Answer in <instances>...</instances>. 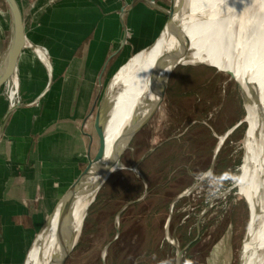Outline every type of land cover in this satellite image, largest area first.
Returning <instances> with one entry per match:
<instances>
[{
  "label": "rangeland",
  "instance_id": "obj_1",
  "mask_svg": "<svg viewBox=\"0 0 264 264\" xmlns=\"http://www.w3.org/2000/svg\"><path fill=\"white\" fill-rule=\"evenodd\" d=\"M165 1L170 7V0ZM184 1H181L180 8ZM56 2L57 0H49L48 5L39 9L35 8L36 1L25 3V12L33 17L29 21L30 30L42 26V21L35 17ZM252 5L253 2L249 7ZM167 18L168 16L158 24L159 27L163 26ZM190 25L184 29L187 30ZM166 29L164 27L161 30L159 37ZM9 39V7L5 0H0V66L7 53ZM201 42L202 40L197 38L179 59L187 62L205 61L218 68L207 64L178 65L170 77L165 99L148 124L140 129L130 143H128L130 134L124 133L121 152L128 147L119 157V168L100 187L88 209L79 242L65 264H108L109 260L116 258L120 252L121 255L132 253L139 241L134 238L141 235L158 234L159 237L166 236L168 241L173 237L187 241L193 237L197 225L202 232L201 240L191 249L190 252L196 257L188 264L239 263L252 203L244 194L246 190L239 193L237 186L233 189L230 187L251 165H243L245 139L248 142L250 138H245L249 129V119L246 116L260 105L264 95L260 94L256 83L248 84L245 79L238 76L248 86L247 88L242 80L248 99L246 105L245 94L238 81L221 68L228 67L236 71L244 67L246 70L255 67L254 73L260 78L264 75V60L254 61L251 58L247 60L242 56L232 66L226 58L227 44L202 45ZM151 45L137 53V57ZM37 48L43 51L49 61L51 60L47 48L29 43V49H33L37 59L45 64ZM134 54L127 55L122 62L112 63L106 72L99 95V85L98 83L94 85L92 98L85 110L87 114L98 96L87 126L89 127L87 131L94 135L92 155L99 146L98 136L93 130L96 111L101 110L104 122L110 109L107 120H112L116 112L117 94L114 91L111 93L114 94V98L106 99L104 93L117 70ZM165 58V62L169 60L168 57ZM134 63L140 65L141 59H135ZM132 70V66L126 65L120 72L123 76ZM164 74L165 72L161 71L156 80L161 79ZM119 78L120 76L117 77ZM54 87L60 91L63 85L55 84ZM91 88L92 82L83 84L80 105L87 102ZM13 91L16 92L14 104L10 99ZM133 93L135 94V91H132V95ZM1 94L2 99L7 102L9 113L22 106L41 105L44 115L51 108L50 100L41 102L37 98L31 99L25 96L21 85L16 88L13 82L6 85ZM62 102L55 101L56 117L61 113L60 107L62 109L64 105ZM247 106L251 109L249 110ZM260 113L263 119L264 103L261 105ZM260 122L264 140V122L261 120ZM77 123L79 126L81 118ZM223 136L225 137L222 140ZM219 144L221 147L217 151ZM250 193L259 198L262 207L264 179L251 184ZM15 215V219L18 218L16 212ZM188 229L191 231L189 237ZM36 232L37 229L23 230L21 243L13 239L17 243L15 250L19 249L23 255L19 264H25ZM259 234L264 238L262 218L259 221ZM115 236L119 238L109 246L108 242ZM219 240L222 257L215 260L213 254V259H210L209 252ZM176 252L177 250L174 253L169 249L171 258H165L164 254H160V263L162 264L164 260L168 263L174 262Z\"/></svg>",
  "mask_w": 264,
  "mask_h": 264
},
{
  "label": "crops",
  "instance_id": "obj_2",
  "mask_svg": "<svg viewBox=\"0 0 264 264\" xmlns=\"http://www.w3.org/2000/svg\"><path fill=\"white\" fill-rule=\"evenodd\" d=\"M17 1L28 39L17 64L20 85L25 96L41 102L50 100L51 113L42 115L41 105L22 106L9 113L7 102L0 96V264H19L23 255L19 249L15 250V241L21 243L25 229H37L36 238L60 199L85 170L89 157L95 155H92L94 135L87 131V126L98 96L85 113L94 85L98 83L99 95L112 63L122 62L127 55L135 53L117 70L108 86L104 97L114 98L111 93L117 94L132 72L122 76L120 71L126 65L132 69L140 66L134 63L135 59L142 61L168 30L169 18L163 26L158 24L168 16L165 9L170 8L165 0H156L157 6L152 5L151 0H57L35 17L42 21V26L30 30L29 21L33 17L25 12V3L36 1L35 8L39 9L48 5L49 0ZM181 1H178L179 12L185 2L180 8ZM122 10L125 11L123 16ZM9 18L7 50L12 38L10 11ZM164 27L167 29L159 37ZM30 42L48 49L51 67L37 59L34 50L29 49ZM149 45L137 57L136 54ZM85 82H92V88L87 102L80 105ZM55 84L63 85L60 91ZM56 100L64 104L57 117L54 116ZM201 233L197 225L193 237L187 241L180 237L168 241L166 236L158 234L141 235L134 238L139 243L132 253L121 255L120 252L108 264H161L160 254L171 258L169 249L174 253L177 250L175 261L164 260L162 264H188L196 257L190 251L200 242ZM190 234L188 229L187 236ZM117 238L119 236L111 239L109 246ZM220 243L221 240L213 245L210 259L213 254L215 260L221 259Z\"/></svg>",
  "mask_w": 264,
  "mask_h": 264
},
{
  "label": "bare ground",
  "instance_id": "obj_3",
  "mask_svg": "<svg viewBox=\"0 0 264 264\" xmlns=\"http://www.w3.org/2000/svg\"><path fill=\"white\" fill-rule=\"evenodd\" d=\"M178 1L174 2L177 3L173 21L169 23L168 19V30L164 36L149 50L140 66L132 70L126 82L117 91L115 115L108 121L109 109L103 122L106 137L103 158L94 164L90 174L82 180L76 190L74 201L63 218L58 221V211L51 214L36 236L25 264H65L79 242L88 209L94 202L101 185L119 168V155L128 147L121 152L124 133L130 134L156 105L161 103L162 90L173 66L176 63L207 64L218 68L205 61L187 62L179 59L197 38L202 40V45L227 44L226 58L232 66L242 56L247 60L250 58L254 61L264 60V0H185L180 12ZM252 2L253 5L249 7ZM187 25L190 26L185 30ZM36 50L42 55L45 64L51 67L43 51L39 48ZM165 57L169 59L166 62ZM221 70L228 72L238 81L245 94L246 105L248 99L244 83L245 85L246 82L256 83L260 94L264 95V75L258 78L254 73L255 67H251L250 70L244 67L236 71L222 67ZM161 71L165 74L161 79L156 80ZM10 81L16 88L20 86L17 71ZM132 91H135V94L132 95ZM107 92L108 90L104 93L105 97ZM15 93L13 91L11 94L12 98ZM263 103L264 99L246 116L249 119V129L245 138H250L248 142L245 139L243 165H251L248 167L249 171L247 169L244 173L242 172L235 182L239 193L246 190L244 194L252 203V211L249 207L250 217L246 236L241 245V264H264V238H261L259 234V221L261 218L262 221L264 219V204L261 207L259 198L250 193L251 184L264 179V140L260 122V120L264 122L260 113Z\"/></svg>",
  "mask_w": 264,
  "mask_h": 264
},
{
  "label": "water",
  "instance_id": "obj_4",
  "mask_svg": "<svg viewBox=\"0 0 264 264\" xmlns=\"http://www.w3.org/2000/svg\"><path fill=\"white\" fill-rule=\"evenodd\" d=\"M5 1L9 7V11L11 14V19H12V38H11V42H10L9 48L7 50V53L4 57V60L0 66V96H1V93L4 89V87L10 81L13 74L17 71V64H18L19 57H20L24 47L26 46L25 24H24L23 14H22L21 8L19 6V3L17 0H5ZM174 2H175V0H171L170 8L165 9L167 14H168L169 23L173 21V13H174V9H175ZM150 3L154 6H157L156 0H151ZM124 12L125 11L122 10V13H121L122 16L124 15ZM178 65H180V64L176 63L174 65V68L169 73L167 81H166V83L163 87V90H162V101L166 97V91H167V87H168L170 77L172 76L174 70L176 69V67ZM162 101H161V103H162ZM161 103H158V105H156V107L142 121V123H140V125L138 127H136L130 133V136L128 138V143L131 142L132 138L150 120V118L152 117L154 112L160 107ZM94 127H95L96 134L98 136V139H99L98 149H97V151L93 157H91V156L89 157V162H88L85 170L74 181V183L71 185V187L68 189V191L64 194V196L60 199V201L56 205L53 213L58 211V221H60L63 218V216L66 214V212L68 211V209L72 205V203L74 201L75 194H76V190H77L78 186L80 185V183L82 182V180L87 175L90 174L91 168L94 166V164L98 163L104 156L105 148H106V137H105V132H104V124L102 121V113H101L100 109H97V111H96ZM222 142H221V144H222ZM221 144L217 148V151L221 147ZM120 155H119V157H120ZM118 160H119V158H118ZM235 187H236V183H234L230 187V189H233ZM181 255H182V251L179 252V258L181 257ZM238 264H241L240 257H239V263Z\"/></svg>",
  "mask_w": 264,
  "mask_h": 264
},
{
  "label": "built area",
  "instance_id": "obj_5",
  "mask_svg": "<svg viewBox=\"0 0 264 264\" xmlns=\"http://www.w3.org/2000/svg\"><path fill=\"white\" fill-rule=\"evenodd\" d=\"M12 81H9L8 83H7V86L11 83ZM10 99H11V102L13 103L14 101V97L12 98V97H10ZM14 104V103H13Z\"/></svg>",
  "mask_w": 264,
  "mask_h": 264
},
{
  "label": "trees",
  "instance_id": "obj_6",
  "mask_svg": "<svg viewBox=\"0 0 264 264\" xmlns=\"http://www.w3.org/2000/svg\"><path fill=\"white\" fill-rule=\"evenodd\" d=\"M235 131V130H234Z\"/></svg>",
  "mask_w": 264,
  "mask_h": 264
}]
</instances>
